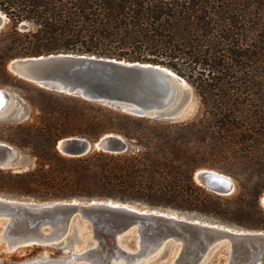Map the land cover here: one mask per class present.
Segmentation results:
<instances>
[{
	"label": "trees",
	"instance_id": "16d2710c",
	"mask_svg": "<svg viewBox=\"0 0 264 264\" xmlns=\"http://www.w3.org/2000/svg\"><path fill=\"white\" fill-rule=\"evenodd\" d=\"M0 11L8 19L0 32L1 85L22 82L8 69L14 59L74 53L162 65L200 102L197 115L182 122L69 95V102L31 103L38 122L19 125L5 141L29 149L36 166L0 170L2 190L37 199L98 193L158 209L235 215L250 230H264V178L255 175L264 169V0H0ZM107 134L125 139L128 150L69 157L57 149L64 138L95 142ZM207 154L240 177L241 192L225 209L194 181L209 166Z\"/></svg>",
	"mask_w": 264,
	"mask_h": 264
},
{
	"label": "water",
	"instance_id": "95a60500",
	"mask_svg": "<svg viewBox=\"0 0 264 264\" xmlns=\"http://www.w3.org/2000/svg\"><path fill=\"white\" fill-rule=\"evenodd\" d=\"M7 23L8 19L0 11V32ZM8 69L15 77L41 88L109 105L134 116L178 122L189 115L185 95L181 97L189 88L187 82L162 65L59 53L17 58L8 64ZM11 100V95L0 89V116L10 108ZM26 118V112L20 110L12 121ZM57 149L69 157H83L94 151L119 154L128 150V143L114 134H107L96 142L70 137L60 140ZM29 168L28 160L11 145L0 142V170L21 172ZM195 180L220 196L231 195L235 188L228 177L211 170L198 171ZM0 221L5 225L2 239L9 252L62 243L72 224L86 222L91 225L96 240L101 232L112 234L108 238L111 247L128 263L144 257L140 244L152 245L157 250L167 241L183 242L195 262L218 248L228 252L230 264H257L264 258V232L238 231L170 217L159 211L146 212L104 202L38 203L0 198ZM54 226L61 228L60 234L55 235ZM130 232L139 238L140 250L135 253L125 251L117 242V237ZM94 249L82 255L74 254L72 262Z\"/></svg>",
	"mask_w": 264,
	"mask_h": 264
},
{
	"label": "rangeland",
	"instance_id": "374dc122",
	"mask_svg": "<svg viewBox=\"0 0 264 264\" xmlns=\"http://www.w3.org/2000/svg\"><path fill=\"white\" fill-rule=\"evenodd\" d=\"M21 81L22 82H15L10 80L7 81L8 82L7 85L0 84V89L8 92L12 97L10 108L5 112V114L0 116V142L6 143L8 145L11 144L6 142L5 140H7L8 138L16 137V133H18L19 125H26V124L34 125L38 122V117L40 113L33 109L31 103L35 106L41 107L44 102H69V100L67 99L68 96L66 94L50 91L45 88H41L37 85L26 82L24 80ZM184 95H185L186 105L189 111V115L185 119L178 122L192 119L197 115L200 108V102L198 101L197 97L194 94L193 89L190 86L188 90L185 92V94L182 93L181 97H184ZM20 110L26 112L27 118L25 120H21L18 122L12 121V117ZM11 146L17 151L18 154L21 155V157H24L26 160H28L30 164L29 170L35 168L36 160L31 158L30 155L31 151L29 149L18 148L13 145ZM206 160L209 166L202 168L200 170H211L223 174L228 178H230L235 185L233 193L228 196H220L203 188L195 180V174L200 170L195 172L194 181L199 187L203 188L205 192L209 195L208 201L215 204H220L222 209H225L227 208V206L230 205L229 202H226V200L241 192V188L239 187L240 183L237 182L236 180L239 179L240 177L236 178L230 173H228L227 169L229 168V166L222 159L207 154ZM256 169L258 170L257 167ZM21 172H25V171H21ZM259 172L255 173L256 180L259 179L260 176H262L261 178H264V169L261 171V173ZM2 186L5 185H2L0 183V198H4L8 200L23 201V202H38V203L64 202V201L89 203L92 201H102V202L113 201L115 203L128 204L141 210H148V211L155 210L159 212L161 211L171 215H178L180 218H185L191 221H199L201 223L224 226L226 228H230L238 231L253 232V230L247 228V226H249L250 224L248 223V221H243L237 216L230 214L217 213L216 216H205L196 212L178 211L174 209L172 210L158 209V208L150 207L143 203H129V202H122L117 199L95 197L98 193H94L93 195L94 197L91 196L85 197L86 195H80L81 197H73L70 199H51V198L37 199L33 197H25V196L23 197L20 195L18 196L12 193V191L2 190ZM43 194L45 193L42 194L40 193L37 196L42 197ZM217 196L221 198L220 201L217 199L218 198ZM174 200L177 199H172L173 205L176 204V201ZM263 201H264V192L261 194L259 198V206L264 211ZM238 222L242 223L245 227L236 225ZM4 226H5L4 222L0 221V264H74L72 262V258L74 254L82 255L88 250L93 249L98 244V241L95 239L91 225L86 222H81L79 224L78 223L72 224L69 232L65 236L62 243H58L54 245H34L9 252L5 250L6 244L2 239ZM260 231L264 232V230H260ZM117 242L118 245L127 252L135 253L140 250L138 235H136L133 232L123 234L118 239ZM179 250H180L179 243L167 241L159 248V250L156 253L144 258L142 257L140 260L134 262L133 264H175ZM122 263L123 262L121 261L117 262V264H122ZM75 264H89V262L87 260H80ZM200 264H230V256L228 255V252L225 249L218 248L207 254L200 261Z\"/></svg>",
	"mask_w": 264,
	"mask_h": 264
},
{
	"label": "bare ground",
	"instance_id": "6f19581e",
	"mask_svg": "<svg viewBox=\"0 0 264 264\" xmlns=\"http://www.w3.org/2000/svg\"><path fill=\"white\" fill-rule=\"evenodd\" d=\"M228 179L231 181L230 178H228ZM74 202L78 203V204H85V203L76 202V201H74ZM94 202L97 203V204H102L103 203L102 201H94ZM104 203H110L111 205H114V206L115 205L125 206V207H128V208H133L134 210H137L136 207L129 206L128 204L115 203L113 201L104 202ZM141 211H143V210H141ZM145 211L149 212L147 210H145ZM154 211L155 210H152L151 212H154ZM163 213L164 214H168L166 212H163ZM168 216L179 218L178 215L168 214ZM5 230H7V229H5ZM60 230H61L60 227H58V226L55 227L54 226L53 232H55V235H58V234H60ZM99 235L97 236V240L99 241V243L95 246V249L92 252H90L89 254L85 255L84 257L78 258L77 261L75 260L73 262L74 264L77 263L80 260H83V259L87 260L89 262V264H117V262H120V261L123 262L122 264H133V263H128L127 260L124 259V257H122L121 255L116 253L114 251L113 247H111V244L108 241V238L109 237L112 238V234H107L106 232H101V234H99ZM118 239L119 238L117 237V241H118ZM179 243H180V250H179V252L177 254V258H176L175 264H200V261L205 256H203V258H200L199 261L195 262V260L194 261L192 260V258L190 257V254L185 249V247H186L185 244L183 242H179ZM140 245L142 247L141 254H143L144 257L150 256V255L156 253L159 250V249L155 250L152 245H142V244H140ZM259 263L260 264H264V258L261 261H259L257 264H259ZM234 264H236V263H234Z\"/></svg>",
	"mask_w": 264,
	"mask_h": 264
}]
</instances>
